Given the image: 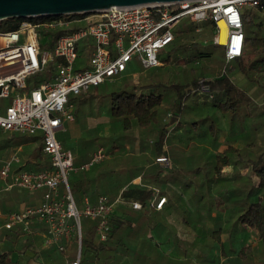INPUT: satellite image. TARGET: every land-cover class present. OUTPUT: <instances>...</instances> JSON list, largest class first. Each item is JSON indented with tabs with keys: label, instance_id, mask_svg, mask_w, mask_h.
<instances>
[{
	"label": "rangeland",
	"instance_id": "1",
	"mask_svg": "<svg viewBox=\"0 0 264 264\" xmlns=\"http://www.w3.org/2000/svg\"><path fill=\"white\" fill-rule=\"evenodd\" d=\"M251 7L246 5L245 9L249 11ZM188 20V18L182 19L174 29V33L177 28H184V24ZM38 31L41 34V49L52 51L53 37L49 36L46 33L48 30L44 28H38ZM46 35L48 40H46ZM254 35L251 33V36ZM92 40V38H88L84 42L92 43ZM195 40H200L198 47L201 50L213 52V58L204 61V65L211 72V75L201 77L199 82L202 79L209 80L210 76L215 77L227 73L238 88L244 91L242 99L244 103L239 106L233 130L230 131V114L223 116L212 105L223 101L224 97L216 96L214 98L213 93L210 96L209 93L202 92L201 88L192 90L191 96L185 101L187 106L183 117H181L183 124L185 123V129L179 128L177 133L174 131L175 129L169 132L164 143L166 154H161L169 158L168 166L159 164L165 170L163 173L169 174V177L167 179H165L166 177L162 178L160 185L154 183L146 185L153 190V199L156 193L161 195V189L171 196L175 208L171 212L172 217L179 220L186 219L188 224L183 227L171 223L168 218L163 216L164 214L156 213L152 207H147L136 221L138 226L135 229L125 230L129 236L126 245L130 250L126 254L127 257L123 260V264H264L263 260L257 259V257H261L257 238L250 229L242 226L237 220L241 212L240 204L226 200L223 195L218 194L220 188L214 184L209 185L214 178L218 180L213 170L216 152H222L227 143H230L229 140L234 138L233 144L242 160L239 161L238 155L235 153L231 156V159L236 160V162L234 161L233 166L223 168L221 175L226 179L221 178L220 184L217 186L222 187L224 184L232 190L234 188L236 194L245 193L247 198L250 196V200L258 194H264V189L253 188L246 177L251 160L256 159L264 151V112L260 115L264 108L262 96L264 91H258L253 84L247 86V80L242 73L237 72L238 70L229 71V67L225 68L226 61L223 65L219 59L223 48L216 45L213 38L201 37ZM125 46H127V42H125ZM192 50L193 48H190L185 54L177 50L171 51L170 46L167 45L158 51V58L163 66L144 69L135 58L128 64V75L131 80L138 81L140 79L143 80L142 83H161L160 85L149 86L143 91L162 92L164 94L159 108V113L164 122L169 119L168 112L175 98L174 90L169 89L165 84L170 81H183V76L173 61L176 58L186 57L192 53ZM80 61L83 68L88 67L90 65L89 55L82 56ZM195 62H190L189 68L197 67L198 64ZM228 64L231 65V62ZM52 75L47 73V68L28 75L26 87L18 89L19 93L27 92L44 80L52 79ZM260 82L262 80L259 81L258 79L257 83ZM109 85L103 84L100 89L115 87V84ZM10 101L11 97H0V114L4 113ZM66 107L73 112L75 121L69 122L64 119L65 129L58 130L56 138L61 142L63 149L71 150L73 153L76 170L83 169L82 166L90 162L92 155L100 147L107 152L111 141L114 139L113 134L116 133L120 136L118 140L119 149L116 152L119 160L126 162L128 167L134 166L136 169L122 167L120 172L122 176L116 180L115 186L124 185L125 187L132 176L138 174L141 177L151 167L154 168V164L150 166L148 160L157 163L156 158L161 156L153 155L151 150V145L156 140L155 134L158 124H152L148 128L133 125L132 129L126 132L122 129V125L110 116L106 100L102 104L93 100L81 101L75 94L69 96V103ZM199 107L201 109L198 111L201 112L197 114L196 110ZM252 107L254 108L251 109ZM231 110L232 107L228 111L231 112ZM246 110H251L252 118H247L242 130H240L237 118L244 115ZM199 119L196 128L190 125L191 121ZM211 121L218 123L215 135L210 134ZM222 139L225 142L222 143ZM105 164V159L94 162L89 166L90 170H86V173L97 171ZM170 166L173 168L167 169ZM76 170L70 171L68 178H71ZM239 173L241 175H238ZM251 176L252 180H257L254 175ZM205 178L209 181H205ZM242 184L243 186H241ZM207 188L210 189L207 190ZM239 189H241L240 192ZM21 192L25 196L28 195V190L21 189ZM3 193L7 194L1 189L0 196ZM203 193L204 197L201 200L200 197ZM218 200L221 201V204L216 206ZM76 204L81 211L83 209L82 198L76 199ZM122 207H117V212H122ZM84 219L82 216L81 224L83 227L85 225ZM219 227L223 229V235L215 231ZM160 229L165 230L163 234L158 233ZM36 244L38 246L40 243L37 241ZM36 244L34 243L35 246ZM248 245L251 247H246ZM74 250V244L70 243L65 256L53 259L50 264H73L79 258L78 253L75 260L70 259L68 254ZM14 258L13 264H41L42 262L41 259L29 258L28 256Z\"/></svg>",
	"mask_w": 264,
	"mask_h": 264
},
{
	"label": "built area",
	"instance_id": "2",
	"mask_svg": "<svg viewBox=\"0 0 264 264\" xmlns=\"http://www.w3.org/2000/svg\"><path fill=\"white\" fill-rule=\"evenodd\" d=\"M264 0H185L176 3H149L132 6H111L103 11L83 14L78 18L70 15L33 17L23 21L16 30L0 31V97H11L3 114H0V129L26 134L42 133V151L50 157L51 169L39 171H15L13 165L20 162L18 152L2 160L0 179L3 189H24L30 192L42 190L43 200L39 205L6 215L5 228L20 226L31 231L33 219L45 225L43 244L56 245L66 250L65 240L78 237L80 245L81 217L97 221L98 239L104 241L110 233V216L114 208L123 202L121 195L111 200L100 194L95 203L88 196L82 200L80 211L68 184V174L74 167L73 153L63 149L56 138V132L63 129V120L75 119L66 107L71 94H79L91 86L112 82L119 77L135 58L142 68L160 66L158 51L174 40V29L184 18L196 24V31L203 23H214L213 41L223 46L226 63L243 54L244 24L242 14L246 5L258 6ZM72 16V15H71ZM69 17V18H68ZM82 23V24H81ZM226 29V37L219 41L220 24ZM54 40L52 51L42 50L38 28L51 31L68 29ZM46 40L48 36L46 35ZM92 38V43L84 40ZM127 42V46H125ZM89 55V66L83 68L81 58ZM56 58L52 79L40 82L27 92L18 89L26 87L28 75L47 68ZM202 92L210 93L206 79L200 80ZM107 157L100 147L89 163ZM158 164L168 166L169 158L161 155ZM165 196L155 195L151 205L161 208ZM135 209H141L138 201L131 202ZM73 264H78L75 260Z\"/></svg>",
	"mask_w": 264,
	"mask_h": 264
},
{
	"label": "trees",
	"instance_id": "3",
	"mask_svg": "<svg viewBox=\"0 0 264 264\" xmlns=\"http://www.w3.org/2000/svg\"><path fill=\"white\" fill-rule=\"evenodd\" d=\"M70 18H78L81 15H72ZM68 17V18H69ZM243 24H244V50L243 54L233 60L231 65L225 64L224 48L221 45L222 53L219 56L220 62L225 68L229 67V71L238 70V73H242L244 78L247 80V86L253 84L258 91H264V2L258 6H252L248 11L244 9L242 14ZM35 20V18H7L0 20V31L16 30L23 21ZM78 25L68 28V29H55L47 31L46 33L53 37H56L63 32H68L76 29ZM214 23L207 21L202 26L200 31H196V24L188 20L184 24V28H177L174 34V40L169 44L170 50H177L182 53H187L190 48H193L192 53L186 55L184 58H176L173 63L178 67L179 73L183 76V81L173 82L170 81L165 84L169 89H173L175 92V98L172 102L171 108L168 112L169 119L164 122L159 113V108L162 104L164 94L162 92H146L143 91L145 88L153 85H160L161 83L147 82L142 83L143 80L133 81L129 78L128 69L125 70L120 77L110 85L115 87L100 89L101 85L91 86L88 89L81 91L76 96L79 97L81 101H97L98 104H102L106 100L108 105V110L110 116L118 121L122 125V129L126 132L130 131L133 125H137L141 128H148L152 124H158V129L156 131V140L151 145L153 155L166 154L164 150V143L169 136V132L174 130L176 133L179 128L185 129L184 124L181 120L185 112V107L187 104L185 101L191 96L192 90H198L200 88L199 79L204 76L211 75L207 67L204 65V61H208L213 58L212 51L201 50L199 46V41L196 38L205 37L207 39H212L214 36ZM251 33L255 34L251 36ZM201 36V37H200ZM61 61L56 58L47 67V73L53 74L55 71V63ZM198 64L195 68H189V63L194 62ZM200 63V64H199ZM160 66H163L160 65ZM254 74V75H252ZM211 78L207 80L210 93H213V97L223 96L224 100L215 104V107L219 114H230V131L233 130L234 120L237 116L239 106L243 105V93L244 91L238 88L237 84L231 80L227 73H222L219 76H210ZM260 79L262 82L259 84L257 80ZM119 80V81H118ZM117 84V85H116ZM106 85V84H105ZM109 85V86H110ZM143 88V89H142ZM142 89V90H140ZM264 98V93L262 94ZM189 107V106H188ZM202 107V106H201ZM199 107L196 111L197 114L201 111ZM232 107L231 112L228 111ZM252 107L251 109H253ZM264 112V108L260 115ZM259 115V114H258ZM249 116V117H248ZM247 118H252L251 110H246L244 115H241L238 119V127L242 130L244 122ZM199 120H194L190 122L196 128ZM210 134L215 135V130L217 128L216 121H211ZM232 125V127H231ZM232 128V129H231ZM181 129V130H182ZM184 131V130H183ZM231 133V132H229ZM113 141L109 145L107 152L108 157L105 158L106 164L97 171L86 173V170H90V167L77 169L71 178H68L69 188L71 190L72 196L76 202V199H81L85 196H89L91 199L96 195L109 194L110 190L115 192L117 186H115L116 180L120 175V164L119 158L116 154L119 149L118 140L119 135L113 134ZM222 152L215 154V162L213 165V170L216 175L212 183L209 185H216L219 195H223L226 200H231L234 203H239L241 212L238 215V222L242 226L250 229L254 236L259 242V252L261 257H257L260 261H264V194H258L250 200V196L247 198L245 193L236 194L234 188L223 186L218 187L220 184V179H226L222 177L221 172L223 168L233 166L236 160L231 159V156L235 153L238 155L239 161L242 157L238 152L237 148L234 146V138L229 140ZM223 141V139L221 140ZM43 136L41 132L36 134H26L14 131H3L0 129V165L2 163V157H9L11 153L18 147L21 146L20 154L21 159L17 165L15 171H39L51 169L50 157L42 151ZM231 154V155H230ZM235 161V162H234ZM150 162V163H149ZM148 163L154 164V168L151 167L147 173L141 176V183H133L132 180L138 176H132L129 179V183L126 188H124L120 195L125 204H129L133 201H138L142 204L140 209V214L147 207H152L155 211V206L151 205L153 199V190L146 185L149 183L161 184V179L169 177L163 172L165 171L158 163L148 160ZM126 168H133L128 167ZM170 166L167 169H172ZM248 178L249 183L255 189H264V151L257 156L256 159L251 160L249 166ZM138 169V168H137ZM164 170V171H163ZM129 172V170H128ZM238 175H241L240 173ZM251 175H254L257 180H252ZM148 176V178H146ZM231 177V176H230ZM205 181L209 179L205 178ZM1 185V183H0ZM243 186V184L241 185ZM210 188H207L209 190ZM241 189H239V192ZM7 194H2L0 197V209L2 212L6 211H21L30 206L39 205L42 200V193L40 191L30 192L28 195H23L21 189L13 188L6 191ZM160 193H165L162 191ZM209 193V192H208ZM166 194V193H165ZM108 196V195H107ZM112 197V196H109ZM204 193L201 195L200 199L203 200ZM171 204L168 206V210L172 212L174 208V200L171 196ZM96 201L93 200V203ZM221 201H216V206H219ZM164 214L165 212H160ZM85 225L81 224V238H80V248L78 243V237L74 235L73 238L67 243L66 248L69 247L70 243L74 244V251H70L68 256L70 259L75 260L77 253L79 251L78 264H123V260L127 257V253L130 250L126 245V239L122 236L123 232L128 229H135L138 225V217L136 215L132 216H122L112 213L110 216V233L108 238L104 241L98 239L97 235V221L92 220L88 217H84ZM188 220L178 218L173 221L176 225H181L186 227ZM5 219L0 217V241L9 245L10 248L4 249L0 252V264H13L15 262L14 257L18 256H28L29 258L41 259V263L50 264L53 259L61 258L65 256L66 251H60L58 248L53 247L52 249L43 248L40 245L37 246L36 242H39L37 236L28 234L20 227L5 228L3 225ZM193 229V228H192ZM215 231L222 233L223 229L221 227L215 229ZM72 241V242H71ZM36 244V246L34 245ZM250 248L251 246H246ZM72 260V261H73Z\"/></svg>",
	"mask_w": 264,
	"mask_h": 264
},
{
	"label": "water",
	"instance_id": "4",
	"mask_svg": "<svg viewBox=\"0 0 264 264\" xmlns=\"http://www.w3.org/2000/svg\"><path fill=\"white\" fill-rule=\"evenodd\" d=\"M179 1L185 0H0V20L14 17L83 15L100 12L111 6L176 3Z\"/></svg>",
	"mask_w": 264,
	"mask_h": 264
},
{
	"label": "crops",
	"instance_id": "5",
	"mask_svg": "<svg viewBox=\"0 0 264 264\" xmlns=\"http://www.w3.org/2000/svg\"><path fill=\"white\" fill-rule=\"evenodd\" d=\"M132 62V61H131ZM130 62V63H131ZM129 63V64H130ZM162 65V64H161ZM129 66V65H128ZM127 69H128V67H127ZM126 69V70H127ZM120 77V76H119ZM119 77H117L114 81H112V82H106V83H103V84H111V83H113V82H115ZM103 84H101V85H103ZM95 119V118H94ZM75 121V119L73 120V121H69V122H74ZM93 123H96V122H93ZM64 124V123H63ZM71 128H72V125H71ZM63 129H65V127H63ZM21 146H18L11 154H13V153H15V152H18V154H19V157H20V159H21V154H20V150H21ZM71 151V150H70ZM175 155V154H174ZM5 158H7V156H3L2 157V160H4ZM1 160V161H2ZM74 161H75V157H74ZM19 163H15L14 165H13V169L15 170L16 169V167H17V165H18ZM119 166H120V172L122 171V167H126L127 166V163L126 162H122L121 160L119 161ZM122 176V174L120 173V175H119V177H121ZM140 175H138L137 177H136V179H134L133 180V183H141V181H142V178L141 177H139ZM0 183H1V185H0V190L2 189V190H4L2 187H3V182H2V180L0 179ZM117 182H115V184H116ZM127 185V184H126ZM126 185H125V187H124V185H121V186H119V187H117V190H116V192H112V190H110V192H109V194H107L108 195V197L109 196H112V197H109L111 200H113L114 198H116L120 193H121V191L124 189V188H126ZM4 191H9V190H4ZM40 192L41 193H43V191L42 190H40ZM2 196V195H1ZM0 196V197H1ZM160 196H165L166 197V203L165 204H163V206L159 209V208H155V212L156 213H160V212H165V216L164 217H166V218H168L169 219V221L172 223L174 220H176L175 218H173L172 217V214H171V212H170V210H168V206H169V204H171V199H169V195H167V194H165V193H161V195ZM97 197H98V195H96L95 197H93L92 199L88 196V198L90 199V201L93 203V200L94 201H96L97 200ZM127 205V206H126ZM122 207L123 208V211L122 212H117V207ZM126 208H125V207ZM10 212H12V211H6V212H2L1 211V209H0V217H2V218H4L5 220H6V215L8 214V213H10ZM138 212H140V209H135V208H133L132 206H131V203H129V204H125L124 202H122V203H119L118 205H116L115 206V208H114V211H113V213L114 214H118V215H122L123 217L124 216H132V215H137V217H139L140 216V213H138ZM15 227H20V226H15ZM127 231V230H126ZM164 229H160V230H158V233L159 234H163L164 233ZM44 232H45V225L43 224V223H41V222H39L38 220H36V219H33L32 220V222H31V231L30 232H28V234H31V235H34V236H37L38 238H39V245L41 246V247H43V248H47V249H52L53 247H56V245H52V246H45L44 244H43V234H44ZM224 233H223V231H222V235H223ZM221 235V236H222ZM122 236L126 239V241L128 240V232L126 233L125 231L123 232V234H122ZM133 236V235H132ZM136 236V235H135ZM74 237V235L73 236H71L68 240H65V244H66V246H67V243L70 241V239L71 238H73ZM128 242V241H127ZM0 246H1V248H0V252H2V251H4V249H8V248H10V246L9 245H5V243H3L2 241H0ZM57 248V247H56ZM80 248V247H79ZM66 250H67V248H66ZM65 250V251H66ZM78 253H79V251H78ZM41 264H44V263H41Z\"/></svg>",
	"mask_w": 264,
	"mask_h": 264
},
{
	"label": "bare ground",
	"instance_id": "6",
	"mask_svg": "<svg viewBox=\"0 0 264 264\" xmlns=\"http://www.w3.org/2000/svg\"><path fill=\"white\" fill-rule=\"evenodd\" d=\"M220 26H221V30H220V34H219V41L223 42L225 40V37H226V29L222 23L220 24Z\"/></svg>",
	"mask_w": 264,
	"mask_h": 264
}]
</instances>
